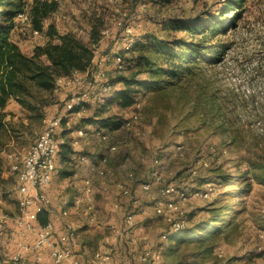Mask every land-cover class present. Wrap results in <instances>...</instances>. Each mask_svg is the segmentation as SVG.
I'll list each match as a JSON object with an SVG mask.
<instances>
[{"label":"rangeland","instance_id":"374dc122","mask_svg":"<svg viewBox=\"0 0 264 264\" xmlns=\"http://www.w3.org/2000/svg\"><path fill=\"white\" fill-rule=\"evenodd\" d=\"M225 1L171 0L161 6L152 0H59V10L49 21L54 22L61 33L72 31L89 45L94 53V70L83 73L77 85L57 84L52 93L42 94L48 101L42 118L34 117L15 102L8 103L3 111L4 120L13 123L16 131L11 136H0L1 157L5 163L0 178V208H6L3 199L15 208L16 175L10 168L22 160L46 121L65 115L66 122L58 130V136H64L70 145L74 140L79 144L81 135L86 132L82 120L110 100L112 94L104 95L100 104L93 102L85 114H70L64 110L65 102L74 92L99 88L100 82L94 75L96 70L107 77L115 76V55L135 39L157 32L163 18L165 21L168 16L195 18L203 11L215 16ZM240 12L236 25L225 36L217 38L222 47L219 55L209 56L205 63L194 65L190 73L165 91H146L138 106L120 110L114 103L103 114V117L125 118L134 113L138 115L131 129L114 132L120 144L113 146L109 165L120 169L112 170V178L123 179L126 170L134 172L141 182L152 168L159 167L165 185L173 184L178 191L192 192L203 188L206 181L213 182L214 192L209 199H193L182 204L181 217L186 226L204 221L208 214L203 209L225 192L233 194L231 199L223 198V202L237 206L229 216L241 210L230 226L215 235L222 257H218L215 250L204 260H196L192 247L182 246L177 254L166 259L163 253L167 241L160 264H176L177 260L179 264H264V0H246ZM97 18L103 24L98 39L91 40L90 23ZM174 36L196 39L185 32L170 34L169 39ZM16 37L27 56L46 41L44 35L34 36L26 28L20 29ZM120 87L114 85L113 88ZM178 146L182 147L179 153ZM211 146L213 152L209 149ZM202 160L208 163L205 169L200 167ZM250 165L256 168L252 190L239 196L241 183L234 176L237 168L243 172ZM196 168L198 175L191 176ZM228 175L232 180L223 183L222 190L217 192L215 178ZM130 190L133 198H141L136 186H131ZM114 196L127 207L126 200ZM143 204L152 206L151 202ZM95 206L99 227L86 223L83 215H75L79 220L77 229L82 232L80 240L90 246L89 253L97 249V244L104 246L111 242L110 224L118 225L122 219V214L111 211L107 195L101 192L96 194ZM127 210L137 211L138 208L128 205ZM154 220L150 222L153 231L162 230L169 238L176 234L169 230L167 223ZM156 236L153 241L158 248L162 241Z\"/></svg>","mask_w":264,"mask_h":264},{"label":"trees","instance_id":"16d2710c","mask_svg":"<svg viewBox=\"0 0 264 264\" xmlns=\"http://www.w3.org/2000/svg\"><path fill=\"white\" fill-rule=\"evenodd\" d=\"M165 6L171 0H152ZM246 0H226L215 16H209L203 11L195 18L169 17L161 20L160 28L155 33H149L130 42L116 55L121 57L123 68L115 76L108 77L112 88L105 95H111L106 104L99 105L93 114L82 120L83 126H97L99 130L118 132L129 130L125 124L130 117L106 116L107 107L116 104L120 110H128L140 103L146 91L162 92L174 86L190 73L194 65L205 63L206 59L219 55L222 47L218 37L225 36L241 18V12ZM59 10V0H0V136H11L16 129L13 123L4 120V109L10 102L20 105L34 117H44L48 101L42 94L52 93L58 79L72 77L75 73L92 72L94 53L88 44L72 31L61 33L50 18ZM28 13L30 28L17 20L18 14ZM102 21L97 18L90 23V39L96 40L100 35ZM26 28L33 34L38 31L46 41L33 49L31 56L25 55L19 43L13 38L20 29ZM185 32L196 39L173 37V33ZM216 40V44L214 41ZM125 51V52H124ZM143 94V95H142ZM100 104V102H98ZM78 108L71 113H78ZM66 118L62 119L61 126ZM21 122V120H20ZM1 138V137H0ZM0 140V145H1ZM62 161H70L74 151L65 140L60 146ZM5 171V163L1 157L0 147V178ZM256 171L254 166H248L243 172L237 168L235 179L241 183L239 196L249 194L253 187ZM232 180L231 176L215 178L217 192L222 190L223 183ZM219 190V191H218ZM186 192V191H185ZM233 192L219 194L203 209L208 214L204 221L195 226L187 225L176 231L173 236L162 240L157 248L162 256L164 243L168 241L164 251L165 258L175 254L182 246L192 247L193 258L205 259L218 248L215 235L230 226L239 216L241 210H235L229 201ZM129 211V210H128ZM127 211V212H128ZM39 224L45 226L49 220L46 212L37 214ZM169 228V227H168ZM170 230V229H169ZM201 231L204 232L201 235ZM180 261V260H179ZM177 260L176 264H179ZM166 264V263H164Z\"/></svg>","mask_w":264,"mask_h":264},{"label":"crops","instance_id":"0c3cea01","mask_svg":"<svg viewBox=\"0 0 264 264\" xmlns=\"http://www.w3.org/2000/svg\"><path fill=\"white\" fill-rule=\"evenodd\" d=\"M13 39L18 41L17 37ZM91 93H99V88L94 91L91 90ZM89 105H92V103ZM84 130L86 132L81 135L79 144L77 141L72 140L73 143L71 146L74 155L71 156L70 161L60 163L59 151L52 182L46 189L52 201L51 212L47 214L49 222L54 225L51 240L53 243H56L64 232V223H69L73 226L76 237V243L73 248V259L78 260L80 264H100L99 260L96 258V255L99 253L108 254L110 256V260L104 264H140L139 256L141 252L145 250L147 246L157 248L156 243L153 241L155 240V235L159 237L160 241V236L164 233L162 230L153 231L150 227V222H154V219H159L166 223L162 218L155 216L154 202L141 190V184L146 182L148 177L146 180L139 182L134 172L124 170L123 179L117 180V178H112V170L118 172L120 168L113 169L111 165H109L112 158L109 155L113 154V146H115V143L118 145L120 142L115 140L114 132L99 130L97 126H85ZM59 137L66 140L64 136ZM81 157H85L86 162H82L80 160ZM104 160H106V162H104ZM92 168H95L94 172L91 171ZM100 171H104L105 174L100 175ZM130 175L135 177L134 180H130ZM86 179H91L92 181L95 194V205L96 194L101 192L107 195V199L111 205V211L122 214L120 224H110V230L113 233L111 242L104 246L97 244V249L92 253L88 251L90 246L83 240H80V234L82 232L77 229L79 220L75 217V215H83L86 223H89L91 226L99 227V225H97L98 211L96 219L90 220L85 204L83 202L79 205L75 203L76 200L84 197V181ZM120 185H125L130 189L131 186H136L138 190L137 195L141 198L123 196L119 189ZM14 190V199L16 200L15 208H11V205L6 199H3L6 208H0V212L4 216L3 222L0 223V264H39L38 257H41L43 262H51L52 259L48 247H43L40 250L34 249L35 242L37 241L36 234L43 228V226L39 224L38 217L32 222L33 230L31 231L18 224L22 215L18 207L20 195L18 193L17 178ZM158 190L157 186H155L153 189V194L155 196ZM114 194L126 200L127 207L129 205L132 208H138L137 211L131 210L136 212L134 227L128 228L125 226L124 219L128 211L127 207L123 206L122 201H116ZM144 202H151L152 206H144ZM73 203H75L74 206ZM31 211L33 213L35 212L34 209ZM63 211H67L68 215L61 218L60 213ZM143 236L147 237V241L142 240ZM69 263L70 262H63L61 264Z\"/></svg>","mask_w":264,"mask_h":264},{"label":"built area","instance_id":"2783aa9c","mask_svg":"<svg viewBox=\"0 0 264 264\" xmlns=\"http://www.w3.org/2000/svg\"><path fill=\"white\" fill-rule=\"evenodd\" d=\"M17 20L30 28V17L28 13L24 12L18 14ZM34 36H39L40 32L33 31ZM115 72L119 73L122 68V59L117 56L115 58ZM95 77L99 80V93L92 94L91 92H74L71 97L65 102L64 110L70 113L73 109L78 108L79 114H85L88 111V106L93 102H101L103 96L112 90V85L108 77L101 71H95ZM83 73H75L72 77L58 79L57 84L67 86L77 85L81 83ZM138 106V105H137ZM65 115L54 117L46 121L43 130L37 137L36 141L28 148L26 154L20 162L12 164L10 170L16 175L18 182V193L20 198L18 200V207L22 218L19 219L18 224L25 227L27 230H33L32 222L40 212H51L52 201L48 196L46 189L51 184L53 173L56 168V159L60 151V146L65 142L63 138L58 136V130L61 127L62 119ZM138 115L132 114L125 124V128L131 129L137 122ZM178 153L182 151V147L178 146ZM211 152L214 148H209ZM82 162H86L85 157H81ZM106 162V160H104ZM201 168H207L208 163L202 160ZM92 172L95 168L91 169ZM198 168L191 171V176L198 175ZM104 175V171L99 172ZM134 176L130 175V180H134ZM157 186L158 193L153 194L154 187ZM214 184L211 181H206L203 188L192 192L178 191L173 184L165 185L163 171L159 167L152 168L148 175V180L141 184V190L154 202V214L162 218L173 232L182 230L186 227L185 220L181 217L183 214L182 204L193 199L207 200L214 192ZM121 194L125 197L131 196V190L125 185H120ZM85 204L86 211L90 220H95L97 211L95 208V194L91 179L84 181V197L76 200V204ZM34 209L33 213L31 210ZM68 215L67 211L60 213V217L64 218ZM135 211H128L124 223L128 228L135 226ZM4 216L0 212V223L3 222ZM54 231V225L48 222L37 235L34 249L40 250L43 247L50 249L51 262H43L41 257H38L39 264H61L63 262H70L69 264H80L78 260L73 259V248L76 243L74 228L69 223H64V232L59 237L56 243L51 240ZM161 239L166 240V233L161 234ZM143 241H147V237H142ZM218 257L223 256L222 249H216ZM96 258L100 264H104L110 260L108 254H97ZM162 256L157 248L147 246L139 256L140 264H160Z\"/></svg>","mask_w":264,"mask_h":264}]
</instances>
